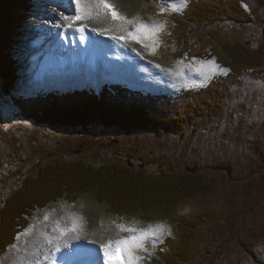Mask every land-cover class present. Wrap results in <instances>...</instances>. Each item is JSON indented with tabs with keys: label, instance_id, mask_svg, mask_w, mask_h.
<instances>
[{
	"label": "rangeland",
	"instance_id": "rangeland-1",
	"mask_svg": "<svg viewBox=\"0 0 264 264\" xmlns=\"http://www.w3.org/2000/svg\"><path fill=\"white\" fill-rule=\"evenodd\" d=\"M199 1L194 0L195 4L201 2ZM203 1L209 3L211 0ZM247 1L252 7L251 14H254L255 19L248 20L245 11H242L245 17L240 21L241 23L230 20L197 30V32L190 33V36L195 39L190 40V44L199 42L196 40L200 37L211 42L209 33L215 32L213 38L224 35L225 39L231 40L229 41L231 45L234 41H240V45H249L252 49L260 48L264 43V1ZM36 3L37 10L31 17L27 33L25 32L27 35L25 48L39 46L40 50L36 55H33L32 49L24 52V55L29 56L24 60L20 83L22 88L28 86L29 93L35 96L42 91L44 93L58 92L54 91L55 87L60 88L58 82L61 84L63 80H66L74 83L82 81L86 75L78 74L77 69L70 77L66 76L60 80L52 71L51 73L56 76H52L53 78L48 76L47 70L52 53L66 47L75 56L76 51L80 49L76 39L72 45H65L63 43L65 38L61 40V35L64 33L57 30L58 17L61 16L64 6L74 7L75 12L76 8L72 0H54L51 5L44 0H36ZM109 3L129 20L139 17L148 24L161 25L155 35L145 39L144 43L149 45L145 49L148 50L150 56L158 57L168 63L183 57L182 60L188 59L194 68L185 67L175 72H168L169 69L151 67L147 62L139 66L137 65L139 62L129 57L123 47L121 53L128 64L121 65L120 62L114 60V56L118 54L112 55V67L109 66L111 69L106 72L105 77L103 73L104 84L114 83L115 86H124L117 87L118 98L150 105L153 109V117H164L174 103V99L161 96V93L174 94L177 101L179 97L175 90L182 88L186 96L190 91L202 90L203 101L198 99L192 101L191 98L185 100L184 98L180 103V107H186L184 122H181L184 134L167 131L165 138L157 137L156 133H151V135L147 133L140 138L126 136L124 133L114 131V127L99 126L95 129V124L91 123H87L85 129L82 125L72 128V132L66 128L52 129L29 122L11 99L3 101L1 111L4 114L7 133L3 137L7 140L4 141H14L17 145L18 141L12 140L15 138L22 142V146L17 145L21 147L18 148L17 154L13 155L16 157L11 159L12 161H7L10 158L7 156L6 145L5 148L0 146L3 150L0 153L3 156L0 158V211H6L4 201L5 199L7 201V197L9 198L16 190L15 188L38 179L34 178L37 169L53 162L50 160L56 157H63L64 162L59 163L63 165L84 160L85 170L89 172L106 171L110 164H115L116 167L112 170L111 176L117 173L119 175L129 174L130 178L154 177L163 176L167 172L175 173V171L184 177L196 174L198 177L203 176V180L211 185L208 191L206 188L202 190V197H193L186 202H180L182 221L179 229H174L179 235L178 239L170 244L171 247L180 242L182 237L184 241L187 231L197 227L193 232L196 238H201V242L198 249L190 251V257L192 259L196 257V264H264V66L235 68L233 71L227 68L223 54L218 48L219 45L206 47L208 53H212V49L215 51L214 57L207 60H205L207 57L200 58L202 55L197 53L203 45L202 42H199L201 44L199 48L194 47V44L193 46L189 44L190 55L184 54V46H178L180 39L177 31L179 25H182V34L190 28V26L184 27L183 24L188 21L189 12L187 13L186 10H190L193 2L188 4V0H109ZM91 11V19L99 27H110L108 20L115 23L121 22L113 20L104 9L97 10L93 7ZM174 19L182 22H175ZM125 27L132 29V25L123 23L122 29L124 30ZM75 31L80 30L75 29ZM103 45L107 46V44ZM110 47L119 51L116 45ZM97 48H103V46H97ZM70 51L69 54H71ZM97 52L100 53L103 61L109 58L108 54L114 53L106 48ZM65 54L68 55L67 52ZM188 55L189 57L185 58ZM75 58L76 65H78L80 60L76 56ZM119 59L122 60L120 56ZM213 60L221 68L228 69L227 73H221L218 70L213 72L212 66L205 63ZM51 62L54 63V59ZM120 66L123 70L119 74L117 68ZM83 69L86 68L83 67ZM88 69L91 67L89 66L85 73ZM202 71L210 78L206 79L205 75H201ZM125 75H128L130 79ZM115 81L122 82L115 83ZM92 86L95 89V86ZM179 94L181 96L182 92L179 91ZM171 115L176 116L177 113ZM157 142L160 143L157 144ZM128 153H132L130 158L127 157ZM68 155H71V158L67 157ZM193 169L196 171L192 172ZM20 173L21 176H18ZM28 186L26 185L27 188ZM206 191L207 196H204ZM77 193L80 206L86 204L91 212L101 213V226L109 228L111 235L104 234L98 243L101 245L108 240L120 239V235L112 229L113 212L108 209L111 207L108 206L106 209L99 207L97 198L84 190L83 185ZM16 208L14 200L13 210L8 214V223ZM54 216V213H50L48 219L53 221ZM141 216V211H137L134 215L137 218ZM119 217L122 218L125 215ZM53 222L55 224L59 222L57 216L54 217ZM1 226L2 222H0ZM5 226L8 230L11 225ZM161 230L171 233L170 228L162 227ZM49 231L51 230L44 227H37L36 231L34 228L28 241L35 239L38 234L43 236L44 234L41 233ZM70 234L73 240H67L59 249L71 245L83 235L80 231H72ZM58 235L61 239V233ZM166 240L164 238L161 244ZM89 243V238H83V244ZM38 249L41 251L36 254V263L40 258L44 260L45 245L40 244ZM157 249L158 246L155 251ZM23 250L24 245L12 247L3 256L0 264L11 261L12 257L22 253ZM55 250L57 249L50 250L49 255L55 254ZM155 251L151 250V254L153 255ZM81 252H86V249ZM93 252H96V256L91 264H103L101 260L104 258L103 251L94 250ZM132 255L131 264H142L135 259L137 256L135 252ZM166 256H172V252ZM160 264L166 263L161 262ZM178 264L182 263L178 260Z\"/></svg>",
	"mask_w": 264,
	"mask_h": 264
},
{
	"label": "trees",
	"instance_id": "trees-1",
	"mask_svg": "<svg viewBox=\"0 0 264 264\" xmlns=\"http://www.w3.org/2000/svg\"><path fill=\"white\" fill-rule=\"evenodd\" d=\"M200 1L198 4L193 1L189 14H187L188 21L183 24L184 27L190 26V28H187L182 34V25L178 26L177 33L182 43L177 41L180 46H184L183 53L189 54L191 52L190 45L193 46L194 44V47L199 48L201 45L199 42H202L203 45L197 54L202 55V57H214L215 51L212 49V53H208L206 47L219 45L218 48L223 54L227 68L229 67L233 71L235 68L263 67V42L260 48L256 49H252L249 45H240V41H234L231 45L229 42L231 40L225 39L224 35L213 38L215 32H211L209 33L211 42L200 37L199 40H196L199 42L190 44V40H195L190 36V33L197 32V30L213 26L215 23L230 20L241 21L245 15H247L248 20L255 18L253 14L247 13L244 6L242 8L246 0H211L209 3ZM36 4L35 2L33 4L32 0H0V99L3 96L4 98L9 97L20 108L24 109L27 116L38 123H50L52 126H65L67 121L76 124L79 121L83 124L91 123L102 127L115 125L113 127H119L121 131L126 133L157 131L159 128L166 129L167 121L172 120L171 112H168L165 119L160 121V119L152 117L153 109L150 105L122 100L118 98L117 90L111 91L109 88L103 92L101 97L76 94L60 95L51 99L57 94H62V92H54L44 93L40 97L28 100L23 94H21L22 97L17 95L20 65V61L17 59H19L18 54L21 50L17 45L21 42L22 36L25 35L24 29L28 28L26 22L28 25L31 22L30 16L36 9ZM242 11H245L244 16ZM183 99V95H181L176 101V118L179 124L168 126V131L180 133L179 131L182 132L183 130V124L181 125L183 108L180 107ZM175 121L173 120V122ZM2 128L3 125L0 122V131ZM84 164V160H78L70 164L48 166L41 169L36 175L38 179L26 183L29 186L27 188L25 185L22 188L25 190L20 191L21 194L18 195L20 192L12 193L13 195L5 207L6 211L0 212V222H2L0 227V258L4 255L7 245L14 238V232L12 233L10 230L11 226L7 230L5 225H16L27 209L37 205V203L40 204L42 201H58L64 192L71 195L67 198L76 199L77 190L81 185H83L84 190L97 197L99 204H109L115 214L131 215L141 211L143 218L149 220L168 218L179 224L182 221L180 202H186L193 197H201L202 190L204 188L208 190L209 185H211L203 180V176L198 177L196 174L184 177L175 171V173L167 172L158 177L130 178L131 175L129 174L119 175L116 173L111 176L112 170L116 167L115 164H110L106 171L90 172L85 170ZM41 176L42 178H40ZM14 194H16L15 198ZM14 200L17 208L8 223V214L13 210ZM196 228L187 231L184 241L181 239L180 242L173 245L172 249H176L173 250L172 256L165 258L167 264H178V260L183 263L191 258L190 251L196 250L200 241L193 232ZM187 245L189 246L187 247Z\"/></svg>",
	"mask_w": 264,
	"mask_h": 264
},
{
	"label": "snow or ice",
	"instance_id": "snow-or-ice-1",
	"mask_svg": "<svg viewBox=\"0 0 264 264\" xmlns=\"http://www.w3.org/2000/svg\"><path fill=\"white\" fill-rule=\"evenodd\" d=\"M76 8V14L74 16H64L61 13V19L67 22L68 27H72L76 21L89 19L92 16L91 9L94 7L97 10L104 9L108 14L111 15L113 20H120L125 25H132V29L129 30L127 27L124 28L125 35H121L119 39H130L137 43H141L145 48L149 47L147 43H144L145 39L155 35V33L161 28V25L156 23L148 24L135 17L132 20H129L126 16L120 14L109 0H73ZM99 14V11H97ZM83 25L80 26L79 30L83 31ZM96 29H93L95 31ZM208 65L212 66V70L219 71L221 73H227L228 69L221 68L215 63V61L205 62ZM159 67V65H157ZM201 75H205V78L208 77L203 71ZM121 232H126L129 235L117 239V240H108L106 243H102L100 248L103 250V256L105 259V264H131L133 260L132 250L133 249H144V241L149 236H156L157 232L163 227V225H149L148 228H137L134 226H127L124 224L117 225ZM76 224L73 223L71 231H76ZM62 232L68 231V229H62ZM78 238V236H77ZM94 243V242H92ZM146 251V249H144ZM59 251V248H57ZM93 249H86V254L91 260V254ZM136 260H139L140 257H135Z\"/></svg>",
	"mask_w": 264,
	"mask_h": 264
},
{
	"label": "bare ground",
	"instance_id": "bare-ground-1",
	"mask_svg": "<svg viewBox=\"0 0 264 264\" xmlns=\"http://www.w3.org/2000/svg\"><path fill=\"white\" fill-rule=\"evenodd\" d=\"M60 47H62V46H60ZM55 54H63V53L60 52V51H56ZM65 56H66V54H65ZM55 62H57V61L54 60V64H55ZM90 70H92L91 73H89ZM92 74H93V69L92 68L91 69H88L86 71V75L87 76H91ZM53 75H55V74H53ZM53 77H51V78H53ZM75 83L78 86V85H80V84L83 83V80H82V82H75ZM60 85H59V87L60 88H63V91H58V92H62V93L64 92V88L66 89L68 87L73 86L72 84H70L66 80H64ZM99 218H100V214L94 213L93 219H91V222H89L88 228H86L84 226V224L83 225L81 224L80 219L77 220L76 221L77 228H76V231L75 232H77V231H80V232L86 231L84 229V228H86L88 231H90L91 233H93L94 234L93 236H95V237H101V236H103L104 235V229L102 228V226L98 222ZM62 229H68V231L62 232L61 231ZM71 229H72V226L69 227V226H65L63 224V226L61 227V229L59 231H52L51 230L49 232H43V233H41V234H44L43 236H41V235L38 234L37 237H35V239H32L30 241L28 247L24 248V250H25V253L24 254H22V253L16 254V256L12 257L11 258V261L6 262V264H10L11 262H12V264H44L43 263V260L41 258L38 260L37 263L35 262L37 252H40L41 251L40 249H38L39 248V245L40 244L45 245L44 259H47L49 257L50 250H54L56 248H62L64 246V243L67 240L68 241L73 240V237L70 234V232H72ZM59 233H61V235H60L61 236V239H60V237L58 235ZM108 233H109V229H108ZM84 235L85 234L83 233V235L80 236L79 239H81V237L82 238H86ZM67 258H65L63 260L64 261H67ZM93 260H95V257H94ZM52 263L53 264H57V263H59V261L56 262V263H54V262H52Z\"/></svg>",
	"mask_w": 264,
	"mask_h": 264
}]
</instances>
